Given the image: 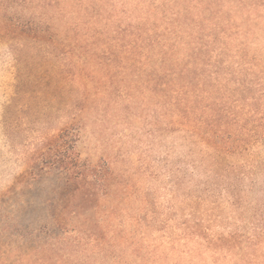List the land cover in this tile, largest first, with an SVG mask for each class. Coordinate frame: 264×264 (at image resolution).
Wrapping results in <instances>:
<instances>
[{
  "label": "trees",
  "instance_id": "trees-1",
  "mask_svg": "<svg viewBox=\"0 0 264 264\" xmlns=\"http://www.w3.org/2000/svg\"><path fill=\"white\" fill-rule=\"evenodd\" d=\"M56 2L0 0V38L53 39L50 14L62 13ZM75 2L79 13L66 37L90 41L91 56L119 53L139 58L144 72L156 69L157 95L172 97L171 123L205 164L207 196L186 189L183 231L149 237L142 228L150 221L140 225V241L130 243L124 229L110 230L120 206L115 194L128 195L127 187L112 183L106 164L82 159L81 129L68 125L47 139L37 162L65 175L72 201L62 219L40 229L56 236L14 264H88L92 255L104 262L126 246L137 264H264V202L248 197H264V0ZM189 172L187 165L186 180ZM227 207L234 225L213 230Z\"/></svg>",
  "mask_w": 264,
  "mask_h": 264
},
{
  "label": "rangeland",
  "instance_id": "rangeland-1",
  "mask_svg": "<svg viewBox=\"0 0 264 264\" xmlns=\"http://www.w3.org/2000/svg\"><path fill=\"white\" fill-rule=\"evenodd\" d=\"M75 4L57 0L62 13L50 14L53 39L0 38V264H14L57 234L39 233L63 218L73 192L59 169H43L37 159L47 139L68 125L81 129L76 150L82 159L106 164L112 183L127 187L128 195L115 194L120 206L110 230L124 229L130 243L140 241V225L150 221L152 227L142 228L149 237L183 231L186 189L207 196L205 164L190 152L186 132L171 123L172 97L157 95L156 69L144 72L139 58L119 53L91 56L90 41L66 37L76 24ZM187 165L192 180H186ZM248 197L264 202L262 194ZM232 215L227 207L213 230L232 227ZM127 247H118L115 261L92 255L88 264H137V254Z\"/></svg>",
  "mask_w": 264,
  "mask_h": 264
}]
</instances>
